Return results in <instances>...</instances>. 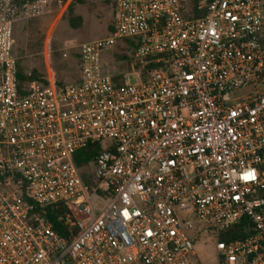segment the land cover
<instances>
[{"label":"built area","instance_id":"2783aa9c","mask_svg":"<svg viewBox=\"0 0 264 264\" xmlns=\"http://www.w3.org/2000/svg\"><path fill=\"white\" fill-rule=\"evenodd\" d=\"M22 1L0 0V264H203L205 241L264 264V0H109L73 84L20 82L15 24L49 5ZM54 205L64 234L33 214Z\"/></svg>","mask_w":264,"mask_h":264},{"label":"rangeland","instance_id":"374dc122","mask_svg":"<svg viewBox=\"0 0 264 264\" xmlns=\"http://www.w3.org/2000/svg\"><path fill=\"white\" fill-rule=\"evenodd\" d=\"M64 2L49 0L40 15L15 24V54L21 72L29 75L36 70L40 82L52 78L63 84L79 82L80 45L111 34L115 15L109 0H72L67 6ZM73 20L79 23V28L71 26ZM129 42L121 40L111 51L103 53L107 73L121 75L134 71L136 62ZM131 81L137 83L138 79L132 75ZM246 93L247 90L243 91ZM90 171L93 172L94 167ZM197 251L203 264H217L213 243L202 242Z\"/></svg>","mask_w":264,"mask_h":264},{"label":"trees","instance_id":"16d2710c","mask_svg":"<svg viewBox=\"0 0 264 264\" xmlns=\"http://www.w3.org/2000/svg\"><path fill=\"white\" fill-rule=\"evenodd\" d=\"M30 1L32 0L22 1L21 3H17V4L18 5L25 4ZM70 11H72V6H70ZM71 26L74 28H79V23L73 20L71 21ZM112 30H113V27H112ZM129 45H130L129 50L133 53L135 49V45L134 43H130ZM19 80L21 83L31 82V81H40L41 77L36 70L33 71L32 74L24 75L21 72L20 65H19ZM44 83H47V81H44ZM100 151H101V148H100V145L98 144L89 146L88 148L79 151L75 155V162L77 166L81 169L84 168L86 165L91 163L96 158V156L99 154ZM83 175H84L85 181L88 182L89 179L87 178V175L86 174H83ZM65 213H66V210L60 205H54V206H50L46 208L35 207L33 211V214L37 217H46L49 220V222L52 224L54 229L57 230L61 234H64V228L61 224L60 219ZM243 235L244 233L242 231V227L240 226L239 229L235 231L233 236H243Z\"/></svg>","mask_w":264,"mask_h":264},{"label":"crops","instance_id":"0c3cea01","mask_svg":"<svg viewBox=\"0 0 264 264\" xmlns=\"http://www.w3.org/2000/svg\"><path fill=\"white\" fill-rule=\"evenodd\" d=\"M15 39H16V38H15ZM51 80H56V79L52 78Z\"/></svg>","mask_w":264,"mask_h":264}]
</instances>
